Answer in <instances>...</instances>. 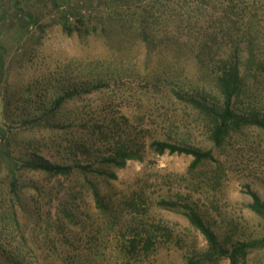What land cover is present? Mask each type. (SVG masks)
<instances>
[{
    "label": "trees",
    "instance_id": "trees-1",
    "mask_svg": "<svg viewBox=\"0 0 264 264\" xmlns=\"http://www.w3.org/2000/svg\"><path fill=\"white\" fill-rule=\"evenodd\" d=\"M101 2L97 9L80 13L73 22L63 15L65 32L80 38L100 35L112 50L123 54L130 53V44L144 43L145 61L133 70L140 75L138 102L142 97L155 98L158 107L168 100L175 106L171 124L179 114L192 112L205 128L209 145L162 139L150 133L151 129L144 125L151 114L143 111L142 103L135 102L134 94L126 100L115 96L101 99L92 107L90 116L80 117L77 123L60 117L67 102L111 86L106 80L68 88L55 96L42 113L19 120L8 119L7 101L0 112V205L5 206V199L12 202V222L27 246L14 202L22 204L24 189L33 187L39 194L49 196V202L56 200L54 224L61 238H43L52 254L59 241L63 251H67L66 246L74 248L68 232L72 225H79L85 232L81 240L102 242L117 257L122 256L120 264H141L160 245L172 240L174 233L169 224L150 215L155 202L148 185L136 186L128 194L115 186L117 168H124L132 159L153 161L165 153L191 155L187 172L177 175L178 180L203 196L210 214L221 216L220 200L237 173L230 162L219 158L220 154L231 145H241L250 129L264 131V0ZM16 3L31 22H38L40 14H49L60 1ZM38 131L48 132L47 144L63 153L57 158L39 150L28 149V157L14 153V141L22 146L21 133ZM31 171L41 175L42 182L31 184L22 178L23 173ZM159 179L167 181L165 176ZM246 186L252 197L250 208L264 218V198ZM86 189L100 217L83 210L85 217L80 216ZM156 204L182 213L207 239L208 248L190 256L187 264H221L223 259L230 264H248L254 250L264 249V233L253 239L239 238L235 236L237 225L236 230L221 237L192 202L162 198ZM7 210L0 207V247L16 264H26L4 241L7 226L1 221H7V217L2 218ZM100 245L93 243L87 248L92 251ZM65 256L66 264L76 258L70 251ZM103 257L99 254L96 264L105 263Z\"/></svg>",
    "mask_w": 264,
    "mask_h": 264
},
{
    "label": "rangeland",
    "instance_id": "rangeland-1",
    "mask_svg": "<svg viewBox=\"0 0 264 264\" xmlns=\"http://www.w3.org/2000/svg\"><path fill=\"white\" fill-rule=\"evenodd\" d=\"M58 1L59 5H55L49 14L48 11L44 16L40 14L38 22H31L18 10L16 0H0L1 113L5 103L9 101L6 113L9 120L35 116L50 107L53 98L68 88L106 80L112 85L67 102L59 113L60 117L77 123L80 117L90 116L92 107L101 99L115 96L117 100L121 97L126 100L134 94L135 102L140 105L142 103L143 111L151 114L147 117L148 123L144 125V128L151 129L150 133L162 139L209 145L205 128L192 112L179 114L171 124L170 117L175 106L168 100L158 107H155V98L147 97L145 100L142 97L141 103L138 102L140 75L133 70H138L145 61L144 43L130 44L133 45L130 53L123 54L119 50H112L100 35L91 34L80 38L76 33L69 35L65 32L61 23L63 15L73 22L80 13L86 14L101 6V0ZM134 133L138 134L139 131ZM19 137L22 146L17 145L18 141L13 143L14 153L17 155L28 157V152L39 150L47 157L57 158L63 153L47 144L49 133L46 131L24 132ZM126 137L128 138L127 135ZM242 142L241 145L229 146L227 152L219 156L230 162L237 173V177H233L226 187L225 196L219 198L223 206L221 216L210 214L204 205L203 196L178 180L177 175L187 172L192 161L191 155L165 153L155 156L153 161L132 159L124 168H117L115 186L128 194L136 186L148 185V192L155 202L150 215L173 229L172 240L160 245L141 264H187L190 256L200 254L208 248L207 239L186 216L156 204L162 198L192 202L221 237L226 232L236 230L235 225L238 226L235 236L239 238L253 239L263 235L264 218L250 208L252 197L246 192V185L264 198V131L259 128L250 129ZM159 176L167 177V181H161ZM40 177L33 171L22 174V178L31 184L42 182ZM2 201L5 206L0 207L9 209L2 217H7V221H1L3 226H7L4 241L24 263L66 264L65 255L70 251L71 256L76 255L70 264H96L99 254L104 255L106 262L103 264H120L122 256L117 257L116 252L106 249L102 242L86 243V239L81 240L80 235L85 232L79 225H72L68 232L75 242L74 248L66 246L67 251H63V244L59 241L56 242L57 251L52 254L43 238L46 235L61 238V234H57L58 227L54 224L56 200L49 202V196L39 194L33 187L24 189L22 204L14 202L27 238L25 246L9 212L12 202L9 199ZM82 210L100 217L95 200L87 189L83 192L79 209L80 216L85 217ZM93 243L101 245L90 251L87 246ZM0 264H16L1 247ZM221 264H230V261L223 259ZM248 264H264V249L254 250L249 256Z\"/></svg>",
    "mask_w": 264,
    "mask_h": 264
}]
</instances>
